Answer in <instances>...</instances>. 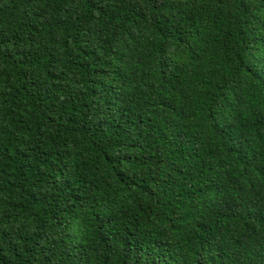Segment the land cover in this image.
<instances>
[{"label": "trees", "instance_id": "1", "mask_svg": "<svg viewBox=\"0 0 264 264\" xmlns=\"http://www.w3.org/2000/svg\"><path fill=\"white\" fill-rule=\"evenodd\" d=\"M0 264H264V0H0Z\"/></svg>", "mask_w": 264, "mask_h": 264}]
</instances>
